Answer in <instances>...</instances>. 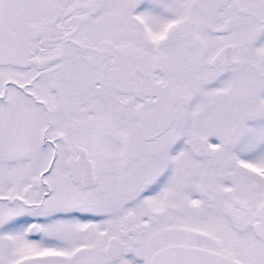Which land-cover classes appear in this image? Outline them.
<instances>
[{"label":"snow or ice","instance_id":"1","mask_svg":"<svg viewBox=\"0 0 264 264\" xmlns=\"http://www.w3.org/2000/svg\"><path fill=\"white\" fill-rule=\"evenodd\" d=\"M0 264H264V0H0Z\"/></svg>","mask_w":264,"mask_h":264}]
</instances>
